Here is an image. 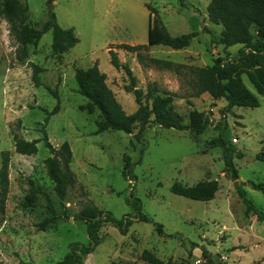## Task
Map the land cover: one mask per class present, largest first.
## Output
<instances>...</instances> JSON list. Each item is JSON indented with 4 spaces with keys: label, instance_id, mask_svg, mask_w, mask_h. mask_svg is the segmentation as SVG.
I'll return each instance as SVG.
<instances>
[{
    "label": "rangeland",
    "instance_id": "374dc122",
    "mask_svg": "<svg viewBox=\"0 0 264 264\" xmlns=\"http://www.w3.org/2000/svg\"><path fill=\"white\" fill-rule=\"evenodd\" d=\"M18 1L27 10V26L40 29L53 13L59 27L74 30L78 43L59 59L50 31L37 44H21L0 15V170L3 155L8 160L6 182L0 183V264L60 262L72 244L87 245V221L80 214L93 207L117 219L127 215L132 225L124 235L103 225L100 242L83 257L84 264H152L149 256L162 264H264V222L245 214L235 188L241 184L264 213V196L253 188L264 185V162L256 160L264 152V99L259 108L225 111L226 100L206 93L195 97L192 87L190 68L209 66L225 54L235 56L240 47L224 49L212 42L221 28L208 21L209 0H184V6L179 0ZM159 22L172 36L197 34L183 50L150 46L141 51L146 59L183 66L180 71L145 66L136 53L120 47L147 45L149 30ZM109 50L131 69L137 88L146 92L148 84H156L160 95L174 94L173 108L184 124L193 111L204 113L209 120L204 132L151 125L140 138L134 137L137 130L96 134L102 118L77 92L76 69L96 64L122 109L127 114L137 109L131 84L122 69L110 64ZM33 65L41 70V86L33 82ZM57 103V113L44 125ZM43 126L54 148L66 142L72 153L74 184L62 202L44 164L52 157L44 141L34 155L15 152L16 138L40 140ZM225 148L241 155L233 159L238 181L224 172ZM124 155L130 158L129 177L123 176ZM210 181L217 182L218 190L208 202L170 192L174 182L194 186ZM137 206L150 223L138 220ZM52 216L55 220L41 230L39 223Z\"/></svg>",
    "mask_w": 264,
    "mask_h": 264
},
{
    "label": "trees",
    "instance_id": "16d2710c",
    "mask_svg": "<svg viewBox=\"0 0 264 264\" xmlns=\"http://www.w3.org/2000/svg\"><path fill=\"white\" fill-rule=\"evenodd\" d=\"M179 1L181 5H185L184 0ZM0 7V15L10 24V34L21 44H37L42 35L50 31L52 33V51L60 59L66 50L78 43L74 30L59 27L53 13L49 14L48 20L40 29H36L25 24L27 10L18 0H1ZM147 8L151 14H156L155 10L149 6ZM17 16L20 17L17 18ZM207 18L211 24L221 28L219 37H212V42L223 46L224 49L234 46L240 47L235 56L225 54L216 57L209 66L190 68L194 96L199 97L206 93L213 100L224 99L227 101L225 111H229L232 107H260L259 97H264V0H209ZM196 36V33L172 36L159 22L157 27L149 30L147 45L123 44L120 47L127 52L136 53L145 66H154L161 70L180 71L183 66L162 59H146L141 51L150 46H164L172 50H183L190 45ZM109 56L110 64L117 70L122 69L126 74L132 87L131 91L137 109L132 114H127L122 109L114 93L106 84L105 74L100 72L96 64L87 69H76L74 78L77 84V92L99 111L102 118L96 124V134L106 131H121L132 134L137 130L134 137L140 138L151 125L178 131H191L195 134L204 132L209 124L204 113L193 111L189 115V123L184 124L182 117L173 108L174 94L162 93L163 95H160L156 84H148L146 92H143L136 87L137 82L131 69L126 64L119 62L117 54L109 50ZM145 60L147 62H144ZM40 71V68L33 65L32 79L36 86L42 85L39 78ZM243 76H246L255 92L246 87ZM47 90L51 91L49 88ZM51 93L58 98L56 92ZM58 108L57 103L54 110L46 116L44 125H46L49 116L57 113ZM44 127L41 129L43 137L40 140L25 141L16 138L15 152L20 155H34L37 153L38 142L44 141V146L52 154V157L47 158L44 164L48 176L54 183V191L62 202L68 189L74 184V177L69 168L72 153L66 142L58 149L54 148L48 141ZM240 156V153H234L230 148H225L223 153L224 172L234 182L238 181L239 176L233 159ZM123 160L125 163L123 176L129 177L130 158L124 155ZM256 160L264 162V152L258 153ZM7 161L3 155L0 170V183L2 184L6 182ZM235 188L245 207V214H251L256 217L257 221L264 222V213L247 197V192L241 184L236 183ZM253 188L260 191L264 196L263 184H253ZM217 190L216 181L200 182L194 186L174 182L170 188V192L174 195L199 202L213 200ZM47 201L48 209L52 212L48 197ZM137 202L139 201L137 200ZM136 211L140 222H151L150 218L141 212L140 207L137 206ZM80 216L87 221L88 243L87 245L72 244L63 259L56 264H84L83 257L91 254L100 242L98 232L103 225L111 224L123 235L132 225V220L127 215L117 219L109 212L101 211L96 207L81 211ZM54 220V216L45 218L39 223V228L44 230ZM156 226L159 231L162 230L160 224H156ZM149 260L152 264H162L153 256H149Z\"/></svg>",
    "mask_w": 264,
    "mask_h": 264
},
{
    "label": "built area",
    "instance_id": "2783aa9c",
    "mask_svg": "<svg viewBox=\"0 0 264 264\" xmlns=\"http://www.w3.org/2000/svg\"><path fill=\"white\" fill-rule=\"evenodd\" d=\"M232 142H233V143H237V139L233 138V139H232Z\"/></svg>",
    "mask_w": 264,
    "mask_h": 264
},
{
    "label": "crops",
    "instance_id": "0c3cea01",
    "mask_svg": "<svg viewBox=\"0 0 264 264\" xmlns=\"http://www.w3.org/2000/svg\"><path fill=\"white\" fill-rule=\"evenodd\" d=\"M259 99H260V105H261V99H264V97H259ZM259 108V107H258Z\"/></svg>",
    "mask_w": 264,
    "mask_h": 264
},
{
    "label": "water",
    "instance_id": "95a60500",
    "mask_svg": "<svg viewBox=\"0 0 264 264\" xmlns=\"http://www.w3.org/2000/svg\"><path fill=\"white\" fill-rule=\"evenodd\" d=\"M49 3H51V0H49Z\"/></svg>",
    "mask_w": 264,
    "mask_h": 264
}]
</instances>
